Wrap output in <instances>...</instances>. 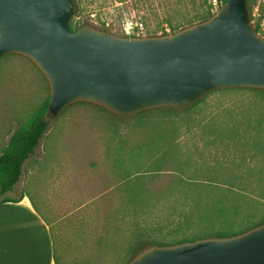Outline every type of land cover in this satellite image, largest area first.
<instances>
[{"label": "rangeland", "instance_id": "obj_1", "mask_svg": "<svg viewBox=\"0 0 264 264\" xmlns=\"http://www.w3.org/2000/svg\"><path fill=\"white\" fill-rule=\"evenodd\" d=\"M170 1L163 8L166 0H99L71 19L75 28L116 36L130 23L133 37L170 34L166 12L174 24L193 5ZM247 1L264 37V0ZM48 94L28 58L0 57V151L5 134L26 126ZM161 108L120 117L77 102L46 113L48 128L33 154L37 172L63 174L71 201L88 199L59 224V264H128L138 244L231 237L264 220V93L216 89L193 106Z\"/></svg>", "mask_w": 264, "mask_h": 264}, {"label": "water", "instance_id": "obj_2", "mask_svg": "<svg viewBox=\"0 0 264 264\" xmlns=\"http://www.w3.org/2000/svg\"><path fill=\"white\" fill-rule=\"evenodd\" d=\"M74 0H0V57L28 58L49 87L47 112L92 103L125 117L182 108L223 88L264 91V37L247 0H227L209 18L157 36L69 28ZM128 264H264V224L231 237L148 246Z\"/></svg>", "mask_w": 264, "mask_h": 264}, {"label": "crops", "instance_id": "obj_3", "mask_svg": "<svg viewBox=\"0 0 264 264\" xmlns=\"http://www.w3.org/2000/svg\"><path fill=\"white\" fill-rule=\"evenodd\" d=\"M10 134L4 136V147ZM29 158L18 182L0 197V264H59L58 245L61 253L65 245L59 224L81 212L88 199L72 202L63 174L41 176L35 166L39 158Z\"/></svg>", "mask_w": 264, "mask_h": 264}, {"label": "trees", "instance_id": "obj_4", "mask_svg": "<svg viewBox=\"0 0 264 264\" xmlns=\"http://www.w3.org/2000/svg\"><path fill=\"white\" fill-rule=\"evenodd\" d=\"M99 0H86V3L82 6V0H74V4L76 7L74 16L76 17L79 11L82 7L87 9L88 12H91L92 10L97 9L96 6H98ZM186 0H178L175 2L177 5H184ZM116 2H126V0H116ZM227 0H221V3H226ZM192 8L187 11L186 13H180L178 14L176 22L172 24V17L168 12H166L165 16V22L171 26V33L184 28L186 26L192 25L194 23L206 20L209 18L212 14V5L210 4L209 0H192ZM248 9L251 17V6L249 5L248 1ZM173 3L170 0H166V3H164L163 8H167L169 6H172ZM69 28L72 31H76L80 26H77L76 28L73 25V20L70 19L69 21ZM82 26V25H81ZM254 29L256 32L259 31L257 25H254ZM169 33L162 32V35H166ZM224 90H227L228 88H223ZM235 89H243V88H235ZM250 90H258L264 93L261 89H253L248 88ZM206 95V94H205ZM204 95V96H205ZM200 101L197 100L191 105H188L184 108H187L189 106H193L196 103ZM49 103V94L46 97V99L42 102V104L39 106V108L34 112L32 118L30 119L29 123L21 128L15 129L9 136L7 140L6 146L1 150L0 152V197L3 196L6 192L10 191L13 186L18 182L20 175H21V169L22 165L25 162L27 158H29L31 155L34 154L36 149L40 145V141L47 131L48 128V122L45 118L47 113V106ZM84 103V102H79ZM97 106V105H95ZM99 107V106H97ZM101 109H104L102 107H99ZM161 109H174L173 107H162ZM105 110V109H104ZM264 224V220L258 222L254 226H250L246 228L245 230H242L241 232H244L250 228L256 227L258 225ZM218 237H225L221 235V232H214ZM192 239L187 240H181L178 243L186 242V241H193ZM147 244H138L135 245L132 250L133 254H130L129 260L136 255L138 252H140L143 248H145Z\"/></svg>", "mask_w": 264, "mask_h": 264}, {"label": "built area", "instance_id": "obj_5", "mask_svg": "<svg viewBox=\"0 0 264 264\" xmlns=\"http://www.w3.org/2000/svg\"><path fill=\"white\" fill-rule=\"evenodd\" d=\"M210 3L212 7H214V9H218L222 5L221 0H210ZM135 29H136V23L127 24L125 26V36L134 35Z\"/></svg>", "mask_w": 264, "mask_h": 264}]
</instances>
